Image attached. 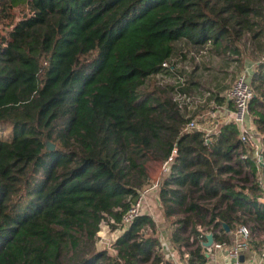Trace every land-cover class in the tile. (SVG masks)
I'll use <instances>...</instances> for the list:
<instances>
[{
  "label": "trees",
  "instance_id": "obj_1",
  "mask_svg": "<svg viewBox=\"0 0 264 264\" xmlns=\"http://www.w3.org/2000/svg\"><path fill=\"white\" fill-rule=\"evenodd\" d=\"M18 7L30 14L0 36V264H66L70 252L69 264H174L148 214L114 242L115 256L95 249L101 224L120 229L139 199L134 172L147 185L150 152L173 158L154 186L177 262L208 264L206 233L232 248L249 226L251 250L264 246L254 147L234 123L189 130L200 109L175 100L198 88L188 58L241 59L249 34L264 163V0H0V26ZM159 77L172 84L157 87Z\"/></svg>",
  "mask_w": 264,
  "mask_h": 264
},
{
  "label": "rangeland",
  "instance_id": "obj_2",
  "mask_svg": "<svg viewBox=\"0 0 264 264\" xmlns=\"http://www.w3.org/2000/svg\"><path fill=\"white\" fill-rule=\"evenodd\" d=\"M29 14L30 11L28 10V8L18 7L11 10L10 17L2 19L1 21L2 25L0 26V36L5 35V33L9 30L10 24L16 23L21 18H24ZM240 46L243 53L242 59L240 61L239 58H233V56H229L227 52L223 55H220V57L209 58L204 56L202 58L199 56L196 61H193L190 58L186 60L187 66L185 67V69L188 74L191 73L195 75L198 69L203 74L201 76L202 78L198 77V80L196 79V84L198 88L194 90L191 87L189 91V95L191 96V98L195 99L196 102L198 100L200 101V103H198L197 105L198 109L200 110L197 118L194 121L195 125H197V128L198 126L204 125L209 121L211 122L213 120L212 118H214L213 116H215L216 114L215 112L217 111V108L220 107V105L217 104L215 98L213 99V96L224 98L223 95L227 96V94L233 89V86L238 76L241 73L248 71L251 75H253V73L255 72L258 54H256L254 45L251 41V37L249 34L243 36L240 42ZM245 47H247V50ZM234 62H237L238 66H236ZM168 84H172V81H168L167 78L166 79L160 78L159 82L156 83V86L163 87L164 85L166 86ZM221 88H223V90L226 92L218 93ZM171 95L172 94H170V96ZM226 100H228L227 97ZM251 117L252 116L250 115V120ZM145 160H146V162L144 163L145 173L147 174L149 179V181L146 183L147 185L145 184L146 186L144 185L142 187L140 186L142 182V178L139 176L137 172H134L132 177L133 182L137 183L136 186L139 188L140 196L144 194L146 190H148L147 188H150L155 184H158L160 182V177L162 174L163 162L162 160H158L155 158L154 152L148 153L147 158H145ZM153 194H154L153 192L148 193L146 195V198L148 199L149 196H152ZM246 227L250 229L249 226ZM162 229L164 232L167 231L164 234L166 235L167 238L170 239L169 237L171 236V231L169 233L170 229L168 230L167 226L166 228H162ZM113 232L114 230L112 229V227L109 226L108 222L104 221V223L101 226V230L97 235L98 240L96 242L95 249L99 251L107 250L111 256H115L117 252L113 248V241L114 238H116L117 233L116 235L115 233L112 235ZM250 233L252 232L250 231ZM254 238L256 242H260V241L264 242V233L257 234V236H254ZM239 243H242V241L240 240ZM249 245L250 242L248 244V248L251 249L252 247H249ZM91 249H92L91 244H89L88 246L84 244L78 253L79 257L80 258L86 257L91 252ZM258 251L260 253L259 255L261 260L264 262V246H262ZM73 259L76 258L74 257L73 252H70L66 256V264L71 263Z\"/></svg>",
  "mask_w": 264,
  "mask_h": 264
},
{
  "label": "built area",
  "instance_id": "obj_3",
  "mask_svg": "<svg viewBox=\"0 0 264 264\" xmlns=\"http://www.w3.org/2000/svg\"><path fill=\"white\" fill-rule=\"evenodd\" d=\"M163 66L165 68L174 69V67H172L169 63H164ZM251 79H252V75L248 71L241 73L238 76L233 86V89L228 93L227 99L229 102H233L234 119L232 123L237 125V127L239 128L241 141L246 145H250L254 147L256 151L257 162L262 165L263 157L262 154L260 153L261 143L257 138L256 132L250 121V104L252 100L255 98V92L251 84ZM175 100L178 102L179 108H181L182 110L187 108L189 111H195L198 108L197 106L198 103H200L199 100L196 102L195 99L191 98V96L186 93L185 94L179 93L175 97ZM188 129L189 130L196 129L195 123L194 122L190 123ZM172 161L173 158L171 157L163 165L162 172H167L169 170ZM259 182L262 188V193H264V175H262L261 172L259 173ZM155 188H157V186H155ZM149 191L150 190H146L144 194H142L139 197V199L136 201V203L131 207V209L126 214H124L122 221L119 224L120 229H117V232L122 234V232H124L128 227H130V225L134 222L135 219L146 214L145 212L146 195L149 193ZM260 201L264 203V196L260 198ZM112 223H114L113 220H111V224ZM209 234L211 233H206V236ZM236 237H237L236 245H234L232 248L229 249V256L235 259L237 264H240L241 256H243L245 252L249 250L247 242H249L250 240L251 233L247 227H241L237 232ZM240 240L242 241V243H239ZM161 243L163 249L169 248L168 241L164 237L161 238ZM221 248H223V246L217 244H214L211 248L208 249L206 248L208 256L211 255L213 249H221ZM171 250L172 249L169 250V254H173L171 256L174 257L175 252L174 251L170 252ZM174 264H181V263L175 261Z\"/></svg>",
  "mask_w": 264,
  "mask_h": 264
},
{
  "label": "crops",
  "instance_id": "obj_4",
  "mask_svg": "<svg viewBox=\"0 0 264 264\" xmlns=\"http://www.w3.org/2000/svg\"><path fill=\"white\" fill-rule=\"evenodd\" d=\"M231 56H233V58H238V56H236V55H231ZM242 56H243V53H242ZM241 59H239V60H241ZM234 63L236 64V66H238L237 62H234ZM202 75L203 74L198 69L194 78L198 80V77L202 78L201 77ZM159 78H161V77H159ZM223 92H226V91H223ZM223 97L225 98V102L223 104H221L220 107L217 108V111L215 112L216 114H215V116H213L214 118H212L213 120L211 122L210 121L207 122L204 125L198 126V128L196 125V128L198 130H201V131L208 133V134H213V133L218 132V130L223 125H226V124L233 122L234 106H230L229 101L226 100V97H227L226 95H223ZM250 121L252 124V119ZM262 175H264V174L262 173ZM147 189L150 190L149 193L153 192L154 194L152 196H149L148 199L146 198L145 212H146V214L150 215L154 219V221L156 222V227H157V231L159 233V237L160 238L164 237L168 241L169 248H165L163 251L166 253L167 259L168 258L172 259L175 262V261H177V256H176V254H174V257H172L171 255H173V254H169V250L172 249L170 252H173L174 249L169 242V238H167L166 235L164 234L167 231L164 232L162 229V228H166V224H165V219L163 218L164 216L162 215V212H161V205L159 203L157 188H155V186H152V187L147 188ZM114 233H115V235L117 233V236H116V238H114L113 243L121 235L119 232H117V230H115L112 233V235ZM169 233H170V231H169ZM236 234L233 237L235 244H236V239H237ZM229 249L230 248H225V247H223L221 249H213L211 255L208 256V258H209L208 264H237L236 260L229 256ZM259 254H260L259 251H254V250L249 249L243 255L245 258V261L243 263H240V264H264V262L261 260Z\"/></svg>",
  "mask_w": 264,
  "mask_h": 264
},
{
  "label": "water",
  "instance_id": "obj_5",
  "mask_svg": "<svg viewBox=\"0 0 264 264\" xmlns=\"http://www.w3.org/2000/svg\"><path fill=\"white\" fill-rule=\"evenodd\" d=\"M47 148L48 150L52 151L55 149V146L51 142H47ZM263 165V164H262ZM222 226L226 233L230 232V228L225 224L222 223ZM215 244L213 234L207 235V241L203 244L205 248H211ZM245 261L244 256H241L240 262L243 263Z\"/></svg>",
  "mask_w": 264,
  "mask_h": 264
}]
</instances>
